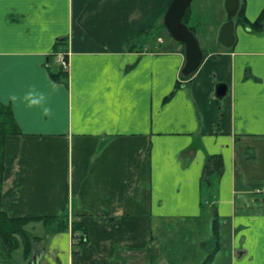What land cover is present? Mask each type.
Listing matches in <instances>:
<instances>
[{
    "label": "crops",
    "instance_id": "obj_1",
    "mask_svg": "<svg viewBox=\"0 0 264 264\" xmlns=\"http://www.w3.org/2000/svg\"><path fill=\"white\" fill-rule=\"evenodd\" d=\"M171 1L0 0V101L20 129L2 208L68 221L31 223L33 264H264V0H239L230 47L220 11L189 77Z\"/></svg>",
    "mask_w": 264,
    "mask_h": 264
},
{
    "label": "trees",
    "instance_id": "obj_2",
    "mask_svg": "<svg viewBox=\"0 0 264 264\" xmlns=\"http://www.w3.org/2000/svg\"><path fill=\"white\" fill-rule=\"evenodd\" d=\"M189 8L186 10L185 16L188 14ZM240 9L239 13H242ZM243 23L247 22V25L253 27L260 24L261 17L257 18L254 22H248L244 16L239 18ZM58 44L56 43L54 49H58ZM61 68V67H60ZM63 71L60 70L56 73H53L52 76L55 79H60L63 77ZM20 132V129L14 119L12 109L9 105L4 104L0 101V252H3L6 258H11L12 253L18 248H21V254L24 259L29 258L31 250L33 249L34 244L41 241L39 235H35L32 232L33 229L30 227V224L33 222H42L45 226H49L51 222H56L57 226L60 228H67V219L65 217H60L59 219L53 216H18L11 217L7 212L2 208V189L4 182V158H5V142L8 135L17 134ZM215 163L212 165V161L207 162V167L212 168L215 173H220L222 164L218 156L213 158ZM214 234L215 238L218 237L216 219H214ZM77 223L73 224V227L76 228ZM80 226V225H79ZM214 252V250H213ZM209 254L207 261L210 260L212 254Z\"/></svg>",
    "mask_w": 264,
    "mask_h": 264
},
{
    "label": "water",
    "instance_id": "obj_3",
    "mask_svg": "<svg viewBox=\"0 0 264 264\" xmlns=\"http://www.w3.org/2000/svg\"><path fill=\"white\" fill-rule=\"evenodd\" d=\"M192 0H172L168 6L163 23L172 38L184 44L185 62L181 69L183 76H189L200 65L203 59V52L199 46L196 36L189 27L182 21L188 6ZM226 20L222 23L218 33V41L230 47L235 41L234 26L235 15L239 8V0H225ZM226 91V85L217 88V95L222 96ZM35 257H31L27 264H33Z\"/></svg>",
    "mask_w": 264,
    "mask_h": 264
},
{
    "label": "rangeland",
    "instance_id": "obj_4",
    "mask_svg": "<svg viewBox=\"0 0 264 264\" xmlns=\"http://www.w3.org/2000/svg\"><path fill=\"white\" fill-rule=\"evenodd\" d=\"M188 8L192 10L194 14V24L197 28L195 36L201 49L210 50L212 45H216L217 47L218 42L216 41L217 37L215 36L214 30L219 21L221 10L224 12V16H226L224 2L221 0H192ZM30 225L33 226L34 224ZM35 226L39 227V224ZM32 233L37 235L36 232ZM28 259L29 258H23L21 248L16 249L14 253H12L10 259L6 258L3 252H0V264H27Z\"/></svg>",
    "mask_w": 264,
    "mask_h": 264
},
{
    "label": "built area",
    "instance_id": "obj_5",
    "mask_svg": "<svg viewBox=\"0 0 264 264\" xmlns=\"http://www.w3.org/2000/svg\"><path fill=\"white\" fill-rule=\"evenodd\" d=\"M58 60H59V62L61 63L62 67H63L64 69H66L67 66H68V60H67L66 54H65L64 52H60V53H58ZM255 191H256L257 193H262V192L264 191V185L261 186V187H257V188L255 189Z\"/></svg>",
    "mask_w": 264,
    "mask_h": 264
}]
</instances>
